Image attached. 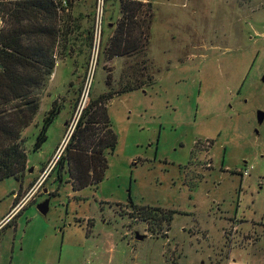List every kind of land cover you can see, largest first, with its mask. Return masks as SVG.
<instances>
[{
  "label": "rangeland",
  "instance_id": "1",
  "mask_svg": "<svg viewBox=\"0 0 264 264\" xmlns=\"http://www.w3.org/2000/svg\"><path fill=\"white\" fill-rule=\"evenodd\" d=\"M146 1L155 81L109 102L119 141L104 179L81 191L56 162L83 109L114 91L135 58L104 54L119 0H68L60 13L66 35L24 132L28 169L0 182V264H227L231 249L264 264V0ZM54 102L61 111L35 150ZM133 206L178 213L170 230L151 229Z\"/></svg>",
  "mask_w": 264,
  "mask_h": 264
},
{
  "label": "trees",
  "instance_id": "2",
  "mask_svg": "<svg viewBox=\"0 0 264 264\" xmlns=\"http://www.w3.org/2000/svg\"><path fill=\"white\" fill-rule=\"evenodd\" d=\"M119 2L121 18L104 54L110 59L135 60L129 62V71L121 76L114 91L91 99L83 109L58 160V177L62 179L63 173H68L74 191L97 186L107 175V153L113 152L119 141L109 117V102L121 93L142 90L155 81L148 61L154 5L143 0ZM58 7L54 0H0V182L10 177L22 180L28 169L24 132L37 116L42 92L54 74L55 50L66 35ZM61 108L54 102L47 112L35 150L47 141L48 129ZM133 207L135 216L150 223L151 229L157 222L170 230L178 213L153 206Z\"/></svg>",
  "mask_w": 264,
  "mask_h": 264
},
{
  "label": "built area",
  "instance_id": "3",
  "mask_svg": "<svg viewBox=\"0 0 264 264\" xmlns=\"http://www.w3.org/2000/svg\"><path fill=\"white\" fill-rule=\"evenodd\" d=\"M57 4H58V8H59V11H60V13L62 12V11H65V10H67L68 8V0H54ZM143 1H146V0H143ZM104 5V0H102V6ZM101 15H103V8L101 9ZM1 21V20H0ZM0 26H1V22H0ZM1 28V27H0ZM71 133L68 135V136H70L71 137ZM60 151V150H59ZM59 151H58V154H59ZM57 160V155H56V157H54V159L53 160H51L50 162V164H49V166H48V168H47V170H46V172L44 173V175H43V178H45V177H47L48 175H49V173L53 170V168H54V166H55V164H54V161H56ZM59 160V159H58ZM58 160H57V162L56 163H58ZM54 165V166H53ZM249 170L250 169H245L244 170V172H243V176H248L249 175ZM39 185L41 184L40 182L38 183ZM38 184H37V189L39 188L38 187ZM37 190H35L34 192H36ZM33 192V191H32ZM28 196L26 197V198H24V200H22L21 201V203H19L15 208H16V210H15V212L16 211H18L20 208H22L24 205H26V201L28 200ZM14 208V209H15ZM13 214V213H12ZM11 214V215H12Z\"/></svg>",
  "mask_w": 264,
  "mask_h": 264
},
{
  "label": "water",
  "instance_id": "4",
  "mask_svg": "<svg viewBox=\"0 0 264 264\" xmlns=\"http://www.w3.org/2000/svg\"><path fill=\"white\" fill-rule=\"evenodd\" d=\"M263 82H264V77H263ZM257 120H258L259 124H262L264 122V111H258L257 112ZM39 210H41L40 212L42 214H44V215L47 214L48 210H49V201H46L45 203L41 204L39 206ZM144 238H145V236H142L137 232V239L138 240H143Z\"/></svg>",
  "mask_w": 264,
  "mask_h": 264
},
{
  "label": "crops",
  "instance_id": "5",
  "mask_svg": "<svg viewBox=\"0 0 264 264\" xmlns=\"http://www.w3.org/2000/svg\"><path fill=\"white\" fill-rule=\"evenodd\" d=\"M1 22V21H0ZM13 214H15V212H13ZM13 214L12 215H10V216H8V218H10L11 216H13ZM7 218V219H8ZM6 219V220H7ZM5 220V221H6ZM4 221V222H5ZM3 222V223H4ZM2 223V224H3ZM234 251L235 252H237L236 250H234V249H231V251H230V254H229V257H228V259L226 260L227 261V264H230L232 261L235 263V264H250V260L247 258L246 260H243L242 258H243V256H242V253L241 252H239L238 251V256H237V259H233L232 258V256L234 257L235 256V254H234ZM242 260V261H241ZM202 264H203V262H202Z\"/></svg>",
  "mask_w": 264,
  "mask_h": 264
},
{
  "label": "flooded vegetation",
  "instance_id": "6",
  "mask_svg": "<svg viewBox=\"0 0 264 264\" xmlns=\"http://www.w3.org/2000/svg\"><path fill=\"white\" fill-rule=\"evenodd\" d=\"M261 81L263 82V77H262ZM263 83H264V82H263Z\"/></svg>",
  "mask_w": 264,
  "mask_h": 264
}]
</instances>
